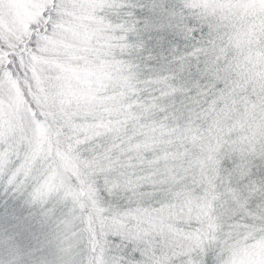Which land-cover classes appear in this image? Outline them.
<instances>
[{"label": "snow or ice", "instance_id": "obj_1", "mask_svg": "<svg viewBox=\"0 0 264 264\" xmlns=\"http://www.w3.org/2000/svg\"><path fill=\"white\" fill-rule=\"evenodd\" d=\"M241 3L0 0V264H264Z\"/></svg>", "mask_w": 264, "mask_h": 264}, {"label": "trees", "instance_id": "obj_2", "mask_svg": "<svg viewBox=\"0 0 264 264\" xmlns=\"http://www.w3.org/2000/svg\"><path fill=\"white\" fill-rule=\"evenodd\" d=\"M237 6L242 7L243 9L247 10V9H248L249 7H251L252 5H251V3H241V0H237ZM245 7H246V8H245ZM250 33H251V28H249L248 33L241 32V33L239 34L238 39H239L240 41H244V40H246L247 36L250 35Z\"/></svg>", "mask_w": 264, "mask_h": 264}, {"label": "rangeland", "instance_id": "obj_3", "mask_svg": "<svg viewBox=\"0 0 264 264\" xmlns=\"http://www.w3.org/2000/svg\"><path fill=\"white\" fill-rule=\"evenodd\" d=\"M246 8V7H245Z\"/></svg>", "mask_w": 264, "mask_h": 264}]
</instances>
